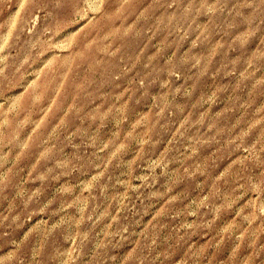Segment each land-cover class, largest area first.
Masks as SVG:
<instances>
[{"label":"rangeland","instance_id":"374dc122","mask_svg":"<svg viewBox=\"0 0 264 264\" xmlns=\"http://www.w3.org/2000/svg\"><path fill=\"white\" fill-rule=\"evenodd\" d=\"M0 264H264V0H0Z\"/></svg>","mask_w":264,"mask_h":264}]
</instances>
